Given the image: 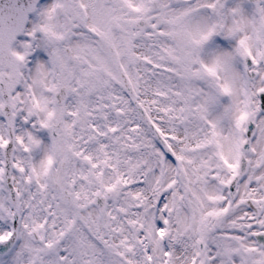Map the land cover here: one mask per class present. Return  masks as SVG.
<instances>
[{"label":"snow or ice","instance_id":"obj_1","mask_svg":"<svg viewBox=\"0 0 264 264\" xmlns=\"http://www.w3.org/2000/svg\"><path fill=\"white\" fill-rule=\"evenodd\" d=\"M0 264H264V0H0Z\"/></svg>","mask_w":264,"mask_h":264}]
</instances>
